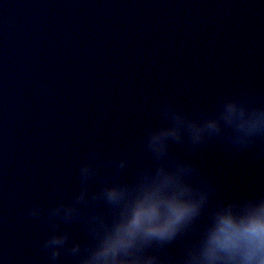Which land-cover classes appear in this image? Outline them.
<instances>
[{"label": "water", "instance_id": "1", "mask_svg": "<svg viewBox=\"0 0 264 264\" xmlns=\"http://www.w3.org/2000/svg\"><path fill=\"white\" fill-rule=\"evenodd\" d=\"M243 91L264 101V0H0V264H48L26 210L78 190L90 149L135 144L163 97L191 110ZM190 158L224 195L264 190L252 151Z\"/></svg>", "mask_w": 264, "mask_h": 264}, {"label": "clouds", "instance_id": "2", "mask_svg": "<svg viewBox=\"0 0 264 264\" xmlns=\"http://www.w3.org/2000/svg\"><path fill=\"white\" fill-rule=\"evenodd\" d=\"M154 115L118 155L90 149L67 199L26 210L50 230L39 243L48 264H264V190L224 195L190 158L214 144L264 158V101L225 92L187 110L163 97Z\"/></svg>", "mask_w": 264, "mask_h": 264}]
</instances>
